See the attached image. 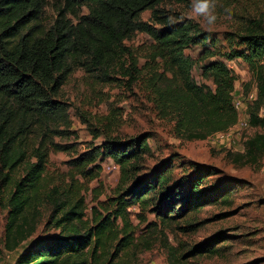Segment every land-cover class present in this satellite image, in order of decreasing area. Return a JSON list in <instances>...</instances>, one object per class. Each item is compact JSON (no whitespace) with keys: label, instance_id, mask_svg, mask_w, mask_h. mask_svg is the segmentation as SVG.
Instances as JSON below:
<instances>
[{"label":"trees","instance_id":"16d2710c","mask_svg":"<svg viewBox=\"0 0 264 264\" xmlns=\"http://www.w3.org/2000/svg\"><path fill=\"white\" fill-rule=\"evenodd\" d=\"M164 1L0 0V203L5 201L8 209L5 248L17 250L43 220L48 231H56L33 239L16 264H119L137 245V231L147 221L139 214L140 224H134L131 207L144 212L153 206L150 211L160 224L172 227L190 211L227 202L233 188L243 187L240 180L235 186L228 181L204 188L218 170L197 164L175 186L169 159L160 161L153 176H143L147 158L155 155L148 141L151 135L122 139L112 135V127H96L95 137L105 134L104 141L80 150L72 141L76 132L65 94L78 71L98 81L123 79L130 89L140 87L153 96L163 116L176 119L178 130L190 132L191 138H206L238 122V76L227 61L244 60L258 88L248 105V123L261 129L245 140V155L247 160L264 156L263 27L257 22L241 32H228L223 42L194 20L161 8ZM146 11L152 12L151 20L143 19ZM137 33L151 42L129 44ZM196 46L201 47L197 57L186 52ZM198 68L202 82L194 75ZM249 86L245 84L246 94ZM117 114L111 112L110 125ZM59 152L72 155L66 162L69 169L60 175L49 170L51 155ZM107 158L119 166L121 176L112 193L101 199L106 193L100 181L102 162ZM93 181L98 185L92 186ZM90 192L95 203L91 209ZM157 228L158 222L148 223L151 234ZM220 239L215 236L213 243ZM219 250L205 243L177 256L171 247V264Z\"/></svg>","mask_w":264,"mask_h":264},{"label":"rangeland","instance_id":"374dc122","mask_svg":"<svg viewBox=\"0 0 264 264\" xmlns=\"http://www.w3.org/2000/svg\"><path fill=\"white\" fill-rule=\"evenodd\" d=\"M161 8L194 20L223 42L226 33L241 32L257 22L264 31V0H165ZM51 11L49 7L48 13ZM142 17L151 20L152 12L146 11ZM150 42L149 36L137 33L129 44L138 46ZM200 51L201 47L196 46L186 52L197 57ZM227 63L238 76L235 97L246 94L245 84L250 85L249 92L255 90L257 93V84L250 66L241 59ZM194 75L198 81H203L199 68L195 69ZM124 81H98L84 71H78L66 85L65 94L71 103L70 113L74 121L72 128L76 132L72 141L78 142L80 150H85L87 144L92 142L101 144L106 138L105 134L95 137L94 128L105 130L112 127V135L122 139L151 135L148 141L155 155L147 158L141 171L143 176L153 174V169L161 160L169 159L174 165L172 172L175 186L196 170L193 164L212 166L218 170L205 181L204 188L210 189L213 185L228 181L231 186L236 185L235 181L244 182L240 189H232L227 202L212 203L195 212L190 211L186 216L178 218L172 227L160 224L156 213L150 211L153 206L144 212L138 206L131 207L134 224L139 226V214H144L147 221L137 231V245L123 255V262L119 264H171V247H175L177 256H181L184 253L187 255L192 247L205 243L213 244L220 250L216 255L206 253L189 256L182 264H264V156L257 160H247L244 149L246 138L261 129L250 126L240 129L237 134L234 130L233 136L224 142H212L209 137L191 138L190 132L178 130L176 119L159 112L151 94L138 86L130 89ZM111 112L118 113L113 126L109 121ZM71 156L64 152L53 153L50 172L59 175L66 172L69 169L66 162ZM111 162L110 158L102 162L100 181L106 193L101 199L112 193L120 181L121 171L113 167ZM184 183L188 184L187 181ZM97 185L98 181L92 182V186ZM92 198V193H88L89 209L95 204ZM5 205V201L0 203V264H16L19 253L33 239L56 231H48L45 228L46 220H43L30 239L17 250L8 251L4 244L8 214ZM150 222H158L155 234L148 230ZM190 222L195 224L194 228L188 226ZM217 235L221 239L213 243Z\"/></svg>","mask_w":264,"mask_h":264},{"label":"built area","instance_id":"2783aa9c","mask_svg":"<svg viewBox=\"0 0 264 264\" xmlns=\"http://www.w3.org/2000/svg\"><path fill=\"white\" fill-rule=\"evenodd\" d=\"M236 93V91H235ZM234 93V96H235ZM256 97V91L252 90L248 92L247 94H243L242 97H235L234 98V106L238 111V122L234 125L228 128L227 130L223 131H218L213 133L212 135L209 136V139L213 142H224L228 139H230L233 136V131L236 130L237 133H239V130L242 128H248L249 123H248V115H247V109L248 105L255 99ZM248 138V137H247ZM246 138V139H247ZM113 167H116L119 169V166L115 164L114 162L110 163Z\"/></svg>","mask_w":264,"mask_h":264}]
</instances>
